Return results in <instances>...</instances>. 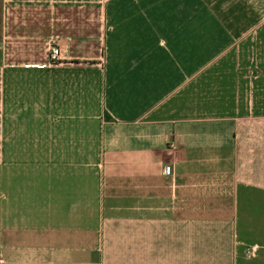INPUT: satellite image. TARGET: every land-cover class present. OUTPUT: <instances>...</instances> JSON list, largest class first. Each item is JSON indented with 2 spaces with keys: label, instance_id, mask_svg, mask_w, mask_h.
<instances>
[{
  "label": "crops",
  "instance_id": "0c3cea01",
  "mask_svg": "<svg viewBox=\"0 0 264 264\" xmlns=\"http://www.w3.org/2000/svg\"><path fill=\"white\" fill-rule=\"evenodd\" d=\"M0 253L264 264V0H0Z\"/></svg>",
  "mask_w": 264,
  "mask_h": 264
},
{
  "label": "built area",
  "instance_id": "2783aa9c",
  "mask_svg": "<svg viewBox=\"0 0 264 264\" xmlns=\"http://www.w3.org/2000/svg\"><path fill=\"white\" fill-rule=\"evenodd\" d=\"M62 51L61 48L58 44L51 46L50 51H49V61L50 64L56 65L59 64L62 61ZM3 263V257L2 254L0 253V264Z\"/></svg>",
  "mask_w": 264,
  "mask_h": 264
},
{
  "label": "trees",
  "instance_id": "16d2710c",
  "mask_svg": "<svg viewBox=\"0 0 264 264\" xmlns=\"http://www.w3.org/2000/svg\"><path fill=\"white\" fill-rule=\"evenodd\" d=\"M107 118H109V117L107 116Z\"/></svg>",
  "mask_w": 264,
  "mask_h": 264
}]
</instances>
